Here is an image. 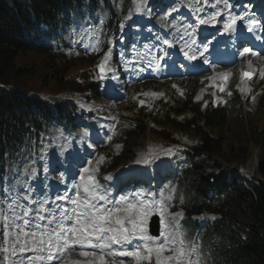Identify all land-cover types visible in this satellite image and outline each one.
<instances>
[{"label": "trees", "instance_id": "trees-1", "mask_svg": "<svg viewBox=\"0 0 264 264\" xmlns=\"http://www.w3.org/2000/svg\"><path fill=\"white\" fill-rule=\"evenodd\" d=\"M100 1L111 8L110 25L119 26L123 17L119 14L126 15L132 0H125L123 12L111 0H0V180L7 169L23 171L31 158L33 142L37 143L43 133L59 127L77 131L79 108L84 107L81 101L89 99V93L101 95L96 73L100 55L63 57L52 53L44 43V36L70 24L72 15L93 13ZM31 51L44 56L43 66L52 72L55 83L67 94L78 96L77 101L50 102L28 91L35 70L25 65L16 67L15 62L21 53ZM211 103L201 110L191 98L172 101L162 124L142 111L125 117H134L139 131L150 129L151 135L162 142H177L176 132L199 135L197 144L185 152L179 177L173 180L187 200L188 214L208 210L221 213L222 218L201 226L195 222V228L201 231L217 264H264V117L253 126L258 166L254 175L247 176L242 169L252 156L251 149L224 145L223 129L229 117L226 109ZM206 168L215 170L204 172Z\"/></svg>", "mask_w": 264, "mask_h": 264}, {"label": "snow or ice", "instance_id": "snow-or-ice-1", "mask_svg": "<svg viewBox=\"0 0 264 264\" xmlns=\"http://www.w3.org/2000/svg\"><path fill=\"white\" fill-rule=\"evenodd\" d=\"M146 2L147 0H139V4ZM224 2L227 8L231 7L227 4V0ZM216 3H220V0H216ZM136 11L140 12L142 8L138 6ZM169 14L166 13L165 16ZM218 16H221V10H217L207 18H199L198 23L216 25L219 22ZM126 19H130V16ZM245 20L249 33L255 32L257 28L264 31L260 20L247 14L236 15L231 12L223 21V31L234 33L237 30V22ZM256 39L259 40L261 37L257 36ZM99 43L97 38L96 45ZM164 43L170 42L165 40ZM195 43L196 41L192 40L190 44L187 42L185 44L188 51H184V56L189 61L197 60L196 53L199 49L192 48ZM93 50H97L95 46ZM204 51H207V45L204 46ZM110 54L111 49L104 54L97 65L100 79L110 71L107 66ZM238 54L240 57H245L247 54L259 55L248 47H244ZM199 55L203 57V52H199ZM204 63L208 61L205 59ZM247 64L251 69L252 61L248 60ZM156 66L160 67L159 61ZM232 74L231 70H228L218 75L227 80ZM256 74L254 71L242 70L241 80L247 78L251 81ZM258 75L264 78V68L259 70ZM206 79L214 78L206 77ZM216 86L220 91H225L224 86ZM239 90L242 93L251 92V89L246 88ZM152 95L160 96L163 93H152ZM255 98L250 96L253 101ZM140 103L143 105L145 101L141 100ZM154 152L155 150L150 148L137 163L150 164L161 154L174 155L172 148H161L153 155ZM103 160L104 157H100L95 162L96 165L101 164ZM96 170L89 161L88 166L79 173V182L73 183L69 189L74 195L69 196L67 191L63 195H56L51 201L55 207H48L50 201L47 198H41L38 202L32 199L31 194L34 189L27 181H17L23 184L26 190L27 194H23L22 198L27 203L21 202V194H18L7 203L6 210L0 209V221H2L0 254H3L0 264H125V260L122 259L124 257L132 258L131 264H201L199 246L188 241L181 230L179 224L181 214L167 212V201L172 199L171 195L165 198V190L162 189L161 199H156L152 193L146 194L144 190H137L121 195L118 199L112 198L111 189L96 180ZM44 171H48L47 164L44 166ZM24 172L28 173L29 181L37 177L35 167L30 171L25 168ZM60 179L63 182V176ZM106 179L111 180L112 177L108 176ZM154 216L159 218L158 235L151 234L148 228ZM28 252L34 255L25 256L24 254ZM73 254L78 259H71Z\"/></svg>", "mask_w": 264, "mask_h": 264}, {"label": "rangeland", "instance_id": "rangeland-1", "mask_svg": "<svg viewBox=\"0 0 264 264\" xmlns=\"http://www.w3.org/2000/svg\"><path fill=\"white\" fill-rule=\"evenodd\" d=\"M122 1L123 0H116V2H118L119 4L120 9L122 8ZM211 1L212 0H204V2H207L208 5L212 4ZM187 2L188 1L186 0H158V2L155 3L154 0H147L145 4H139V0H134L133 5H131L128 9V15L130 16V19H128V21L123 22L125 25L124 28L133 29L132 38L135 41V37L139 29L138 26L142 27L143 25H145V20L147 18H151L153 15H157L158 18L161 20L159 23L161 27L166 26V22L168 19H171L173 22H176L177 19H175V15L177 13L187 14L190 10L189 8L194 5V2H196V0H192L191 3ZM251 2L254 7H264V0H251ZM138 6L142 8V11H136ZM99 9L100 11L92 18L93 20L98 19V21L102 22V24H105V22H107L108 20V12L105 10L102 11L101 7H99ZM173 9L175 10L173 11ZM166 13L170 14L165 16ZM141 18L144 19L142 23L140 22ZM150 24L152 23L150 22ZM84 25H81V27ZM165 30L167 32L168 30H170V28L166 26ZM118 32V29L114 30L113 32H111L110 30L106 35V38L108 37V40H106L105 37L103 38V40H106V43H109V41H112L113 39H120L121 35ZM103 34H106V32H103ZM103 40H100V43L98 45H95V47L97 46L98 50H101L103 48ZM83 41V44H85V47H87V38H85ZM67 44L70 45L59 47L57 51H67V49H69L70 47L77 48L79 46L77 41H73L72 37L71 39H69ZM118 46H116V48H118ZM69 52L72 51L69 50ZM121 52L123 51L121 50ZM43 59V55L37 54L35 52H28L27 54L21 53L16 59V67H21L25 65L30 68L32 67L35 70L34 73H32V77L29 79L27 86L28 91L32 94L38 95L43 99L48 100L64 96L66 89L61 88L55 83V79L51 77L52 72L47 71V69H45V67L43 66ZM262 60L264 59H261L259 61L261 64H263ZM259 62L253 61L252 64H258ZM108 65L109 62H107V66ZM245 66H248L247 62L241 64V68ZM229 70H231V72L233 73L232 83L226 90L227 92L225 91L223 93L224 98L228 99V103H225L221 98H217V96L220 95H215V104L220 103L222 105L227 106L226 112L229 117L227 124L224 126L223 129L224 145H246L250 147L252 156L248 161L249 163L244 167V172L253 175V173H256V167L258 166L257 149L254 144H252L253 126L256 124H260L264 115V108L262 105L264 96V78L259 77L253 84L250 85V87L248 88L251 89L250 93L246 92L244 94H241L236 91V95L233 93L231 95H228V91L234 90L235 85L237 87V84L240 79V69L232 68ZM45 78L49 80L48 83L45 82ZM148 80L150 79L147 78L146 80L140 83H135L136 85L132 86V89L128 88L127 91L124 93L123 98H120V100H112L106 97L103 99L95 98V102L97 104L107 107L108 110L113 113V118L111 120L106 119V121L103 115H98L105 112V108L96 105L92 106V100L89 101L87 99L82 102L81 104H83L85 108L92 110L96 114L93 116H87L83 119V121H85V124L87 122L88 127H84V129L82 130V135H84L85 137L94 135L93 129H97L99 127L101 128L100 133L106 131L107 134L101 137L100 144L110 145L113 149L114 155L123 156V160L121 161V163H125L130 160H138L139 153L140 151H142L143 148L154 149L155 152L153 153V155L158 153L161 148H172L174 151V155L164 156L161 154V156H163L165 160V166L173 168L174 166L176 167L175 164L178 161L183 159V153L185 150H187V147L196 144V133L191 131L189 135L190 137H188L185 133H177L176 137L178 140H180V144L177 145L163 142H154L148 136V131H138L134 124V120L122 117L120 111L127 113L132 110L133 112L134 110H142L147 115H149L151 119H156L163 123L167 119L168 115L166 113L168 97L174 98L175 100L184 101L187 100L188 97L193 94L195 95V102L197 104H202L205 101V97L209 95L210 92H214L215 94H221L222 91L219 90V87H217L218 89L213 87L209 88V84H207V82H203V79L201 77L193 78V81H191V79L181 78L179 79V82L172 81L168 83H154L149 82ZM220 83L221 85L223 84L222 82ZM173 85H175L176 87H173ZM222 86H224L225 88L226 85ZM152 93H163V95L153 96ZM250 96H255V100H251ZM65 97H69V99L77 98V96H73V94L68 96L67 92ZM141 100L145 101L143 105H141L140 103ZM109 137H111V139H109ZM45 140H48V137ZM45 145L46 143H44V147ZM129 154H133L134 158L128 159ZM106 158L107 162L105 163V166H108L113 159L112 157L108 156ZM157 161L160 162L161 159L158 158ZM175 170H177V168L173 169V171ZM115 174L116 169L108 175L112 177L111 180L106 179V177L108 176H106L104 179L102 178V184L115 183ZM161 175L162 173L160 174V176ZM22 176L25 177V179L27 177L26 174ZM18 185L20 184L18 183ZM162 187L165 189H173L171 183L169 182H162ZM174 199L175 203H177V206L185 204L183 196H179L178 192H176ZM179 212L182 217L184 212L182 210H180ZM183 232L187 237L188 241L194 242L199 246V249H201V246H203V242H201L198 235L190 234L186 230V228L183 229Z\"/></svg>", "mask_w": 264, "mask_h": 264}, {"label": "bare ground", "instance_id": "bare-ground-1", "mask_svg": "<svg viewBox=\"0 0 264 264\" xmlns=\"http://www.w3.org/2000/svg\"><path fill=\"white\" fill-rule=\"evenodd\" d=\"M186 1H188V2H190V3L192 2V0H186ZM183 2H184V1H183ZM188 2H187V3H188ZM192 4H193V3H192ZM218 4H219V3H218ZM206 7H207V5L205 4V2H204L203 0H196V2L194 3V5L191 6V8H189L190 10H189V12L185 15V16H186L185 19H188V18H189V20L192 21V22H193V20L195 19V17L191 14L190 11H192L193 13L195 12L196 17H197V21H198L199 18H207V17L211 16L213 13H207V12L205 11ZM218 7H220V8L223 7V4H222V3L219 4ZM198 9H201V10L198 11ZM225 12H226V11H222V12H221V15L224 16ZM244 12H245L246 14H247V13H251V14H252L253 11H252V9H250L249 7H245V8H244ZM221 18H223V17L218 16V17H217V20H220ZM181 25H183V23H182ZM200 25H202V24H200ZM207 25H208L207 28L209 29L210 26H211V24H207ZM155 28L157 29V27H155ZM179 30H182L183 33H186V32H192V31H193V27H192L191 25L182 26V27H180V26L178 25V31H179ZM178 31H173V32H171L170 37H171V36H172V37H177V36H178ZM262 68H264V66L260 67L259 70L262 69ZM251 69H255V67L252 66ZM242 87H244V86H242Z\"/></svg>", "mask_w": 264, "mask_h": 264}, {"label": "water", "instance_id": "water-1", "mask_svg": "<svg viewBox=\"0 0 264 264\" xmlns=\"http://www.w3.org/2000/svg\"><path fill=\"white\" fill-rule=\"evenodd\" d=\"M153 233L157 234L158 233V229L156 228L155 230H153Z\"/></svg>", "mask_w": 264, "mask_h": 264}]
</instances>
